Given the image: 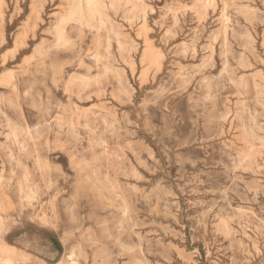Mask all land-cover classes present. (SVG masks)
<instances>
[{"label": "rangeland", "instance_id": "374dc122", "mask_svg": "<svg viewBox=\"0 0 264 264\" xmlns=\"http://www.w3.org/2000/svg\"><path fill=\"white\" fill-rule=\"evenodd\" d=\"M76 1L0 0V264L77 259L45 224L53 205L34 175L55 183L49 170L68 158L33 156L46 121L16 119L29 108L73 139L87 134L94 211L74 222L98 237L103 224L128 264H264V4L96 0L100 12L81 21L71 17ZM121 73L147 89L138 112L156 131L146 137L129 136L112 112ZM53 81L49 102L41 85ZM177 101L204 113L195 144L180 134ZM170 127L178 131L165 137ZM74 194L56 199L69 209ZM21 202L30 205L23 215ZM97 255L115 259L112 241L101 239Z\"/></svg>", "mask_w": 264, "mask_h": 264}, {"label": "clouds", "instance_id": "9594fccd", "mask_svg": "<svg viewBox=\"0 0 264 264\" xmlns=\"http://www.w3.org/2000/svg\"><path fill=\"white\" fill-rule=\"evenodd\" d=\"M259 3L264 4V0H259ZM143 83V82H142ZM42 95L47 94L48 101L51 102L54 99L53 91L55 90V81H53L52 89L50 90L46 85H41ZM147 89L134 87L133 84L127 82L121 73L120 87L115 90L112 95V99L116 101V106L112 109L114 114L119 115V123L124 125L125 130L128 131V135L131 136L134 133L142 134L143 136H148L152 134L153 131L144 127V114L138 112V109L143 108L144 105L140 104V99L144 95ZM179 91V89L177 90ZM27 95V94H26ZM70 102V99H69ZM207 100H201V105H206ZM183 109V111H181ZM177 114L181 116L183 123L180 120H176V124L187 130L186 133H180L181 135L187 134L190 144H195L196 140L193 137L200 130V120L204 115L203 112H197L195 109L189 111L187 106L181 101H177ZM205 111L207 109L205 108ZM129 115L133 117V120L129 119ZM16 119L21 122L28 123L29 121L44 122L41 126L44 127V134L39 138V140L34 144L32 149L33 156L38 157H52L55 152H61L67 156V163L63 167H56L50 169V173H54L52 180L55 183L49 182L47 178H41L39 175H34L37 182L41 183V188L44 196L49 198V203L53 205L46 209L48 212L47 219L44 221L50 227L57 228V234L61 235L66 246H73L75 253L77 254V259L75 264H128L127 261L122 260L121 257L124 255L123 251H116L119 248V237H111L106 232L105 226L101 224L99 227L101 229L100 236H96L95 233L91 232V229L87 231H82L80 226L74 222L76 217L74 213L78 211L80 219L88 217L90 213H93V200L90 195L91 188L95 180V173L90 177L84 176V163L91 148L89 147L90 141L87 134L82 136L80 139H73L72 136L67 134L61 129H57L56 125L52 122L51 116L48 113L42 112L39 109L33 111L28 109L27 112L18 110L15 113ZM116 119V116H113ZM175 119V117H173ZM172 131H178V129L169 128L168 131L164 133L165 137L171 136ZM264 131V128L261 129ZM157 135H159L157 131ZM225 147H230V145H225ZM167 155V153H165ZM57 159V157H52ZM164 159L161 156V161ZM63 163V162H62ZM59 185V188H57ZM51 189V191H48ZM61 190L74 193L78 191L79 198L77 200L74 194L71 199L74 201L71 208L66 209L65 204L68 202L67 198H61L57 200V195H60ZM30 205L21 202L19 205L21 215L25 208ZM155 211V209H153ZM260 216L264 217V203L258 208ZM73 215H69V214ZM255 215V214H253ZM250 224L249 221H243L239 223V226L248 230ZM261 230L264 231V219H261ZM106 238L112 241L115 259L108 261H100L97 255V245L100 243L101 239ZM139 251V249H136ZM34 264H45L43 260L34 261ZM48 264H57L54 258H49ZM66 264V262H65Z\"/></svg>", "mask_w": 264, "mask_h": 264}, {"label": "bare ground", "instance_id": "6f19581e", "mask_svg": "<svg viewBox=\"0 0 264 264\" xmlns=\"http://www.w3.org/2000/svg\"><path fill=\"white\" fill-rule=\"evenodd\" d=\"M85 3H86V6L85 7H83L82 5H81V1L80 0H77L76 2H74V4L72 5L73 6V9L71 10V17L73 18V19H75V20H81V21H86V20H89L90 18H92V16L94 15V13H99L100 12V10H99V7H98V3L96 2V0H85ZM86 13H88V14H86ZM99 16V15H98ZM100 17V16H99ZM101 23V22H100ZM14 83V82H13ZM14 86V85H13ZM29 88V87H28ZM26 90H28V89H26ZM17 91V90H16ZM27 92V91H26ZM28 92H30V91H28ZM31 94V93H30ZM33 96H34V93L32 94ZM25 97H27V95L25 96ZM31 97V96H30ZM35 97V96H34ZM33 97V98H34ZM37 101V100H36ZM37 103V102H36ZM36 103H35V105H36ZM33 105H34V103H32ZM20 105V104H19ZM33 105H32V107H33ZM36 108V107H35ZM3 112V111H2ZM2 114H5V113H2ZM7 115V114H6ZM5 119L7 120V118H6V116H5ZM4 119V120H5ZM12 119V118H11ZM9 121V120H8ZM7 121V122H8ZM13 120H11V122H12ZM15 122V121H14ZM6 124V123H5ZM12 124H13V122H12ZM15 124L17 125V123L15 122ZM14 124V125H15ZM6 125H8V124H6ZM11 124H9V126H10ZM15 125V126H16ZM8 126V127H9ZM13 127V126H12ZM21 128V127H20ZM6 129H8V128H6ZM15 129V128H14ZM19 130V129H18ZM17 130V131H18ZM13 131H15V130H13ZM13 131H12V133H13ZM24 131V130H23ZM14 133H16V132H14ZM19 133H21V130H20V132ZM19 133H17V134H19ZM4 134V133H3ZM6 134H8V133H6ZM16 134V135H17ZM10 135V134H9ZM8 135V136H9ZM23 135V134H22ZM26 135V134H25ZM10 137V136H9ZM9 137H7V139L9 138ZM19 137V136H18ZM21 137V136H20ZM19 137V138H20ZM14 138V137H13ZM16 138V137H15ZM19 138H17V139H19ZM22 139H24L23 137H21ZM11 139V138H10ZM12 140V139H11ZM15 140V139H14ZM21 140V139H20ZM24 141H26L25 139H24ZM9 142V141H8ZM13 143V142H12ZM25 143V142H24ZM2 145V144H1ZM15 145H16V142H15ZM14 146V145H13ZM17 146V145H16ZM18 146H20V144L18 143ZM23 146V145H22ZM7 150H8V147H7ZM21 151H22V149H21ZM20 152V151H19ZM24 152V151H23ZM14 159V158H13ZM215 163V162H214ZM111 192V191H110ZM26 237V236H25Z\"/></svg>", "mask_w": 264, "mask_h": 264}]
</instances>
